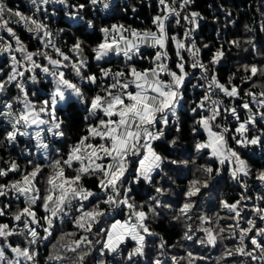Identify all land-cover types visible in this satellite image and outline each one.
<instances>
[{
    "label": "snow or ice",
    "instance_id": "6c2138e0",
    "mask_svg": "<svg viewBox=\"0 0 264 264\" xmlns=\"http://www.w3.org/2000/svg\"><path fill=\"white\" fill-rule=\"evenodd\" d=\"M154 3L149 25L135 27L105 22L127 14L120 0H29V14L0 0V149L7 153L0 156V218H7L0 264L208 259L188 242L220 247L215 264H264V165L254 171L249 163L257 149L264 156V43L237 36L212 50L197 42L206 17L192 9L194 0ZM61 12L71 44L65 28L52 27ZM232 49L251 59L222 78ZM69 108L82 113L74 140L71 118L61 115ZM185 114L193 137L187 157L174 155L179 136L167 139ZM163 141L168 154L157 150ZM225 171L238 197L201 211ZM185 172L191 178L179 186ZM166 219L181 226L175 245L156 230Z\"/></svg>",
    "mask_w": 264,
    "mask_h": 264
},
{
    "label": "trees",
    "instance_id": "16d2710c",
    "mask_svg": "<svg viewBox=\"0 0 264 264\" xmlns=\"http://www.w3.org/2000/svg\"><path fill=\"white\" fill-rule=\"evenodd\" d=\"M77 0H70V3H76ZM122 4L129 5L127 14L117 13L115 18L112 20L105 21L106 23H114V22H123L130 23L135 27H145L150 23V16L155 14V3L148 0H120ZM5 3L8 7L17 8L19 7L21 11H24L26 14L30 13V4L25 0H5ZM151 5V7H149ZM211 5V7H209ZM131 6H135L137 8L136 14H133L131 11ZM193 10L199 11L203 16L206 17L205 20L201 21V28L196 35L197 42H206L212 45V50H214L217 43H222L225 38L231 39L237 36H247V35H255L256 43L262 44L264 43V31H261L262 25H264V0H194ZM231 11V17H226V12ZM91 17V13H89ZM63 19V13L59 19L52 23V27H63L67 31V25L65 23H60L59 21ZM231 21H235V23H231ZM100 21L97 20V23ZM245 25L254 29V33H246ZM14 29H16L17 34L21 36V38L29 45L31 49H34L36 46V41L32 40L30 34L18 25H11ZM219 33V39H218ZM6 36V33H0ZM76 35H80L79 32ZM98 38V33L93 35L90 39H88L89 44H94ZM64 40H67L69 44L73 42L72 32L67 31V34L63 37ZM227 48V45H225ZM204 59L207 60L209 56V51L204 50ZM248 56L247 53H244L242 50L237 51L236 49H232L231 52L226 53L227 59L223 61L222 67H220L219 75L222 78H226L229 71L235 70V63L240 60L242 57ZM251 59L250 56H248ZM3 63V57H0V64ZM93 70H96L93 68ZM14 91V90H13ZM66 117L71 118L72 123L69 129V135L72 136L73 140L77 138L79 134H81L82 130V113L76 114L74 109L69 108L67 111L61 113ZM180 125L181 131L179 133L176 132L175 127L171 129L167 133V139H172L174 137L179 136L178 145L176 146L175 153L183 154L187 157L189 154H192V144L193 137L190 132L191 120L188 116L182 115L180 117ZM160 147L157 149L158 151L164 152L168 154V151H171L169 145L166 141L157 142ZM256 155L251 156V153H245V150L241 149L242 155L251 156L249 163L252 165L253 170L264 165V156L259 153V150H255ZM12 155L15 157L17 155L16 152H13ZM0 156H4L7 158V153H5L2 149H0ZM211 162V161H210ZM191 178V174L185 172L181 175L177 181L179 186H183L187 183V179ZM219 182H214L213 187L210 192L202 198L203 208L201 211H207L209 214L214 213L218 210V201L220 198H226L228 200H232L238 197L241 189L238 185L232 181L225 171L223 173V179H219ZM89 186L91 182H89ZM174 188H177V185H173ZM179 188H177V191ZM255 195V193H251ZM170 199H176V197L169 196ZM0 222H7V218H0ZM156 230L164 236V238L170 243L175 245L177 240L179 239V234L182 231L181 226L170 219H166L160 224L156 225ZM198 235H201L198 233ZM191 250L194 254H203L208 257V259L204 262H198V264H215L216 257L220 254L222 249L217 247V249H203L199 245H192L191 242H188ZM177 249H172V251H176ZM181 254H184L181 252Z\"/></svg>",
    "mask_w": 264,
    "mask_h": 264
},
{
    "label": "built area",
    "instance_id": "2783aa9c",
    "mask_svg": "<svg viewBox=\"0 0 264 264\" xmlns=\"http://www.w3.org/2000/svg\"><path fill=\"white\" fill-rule=\"evenodd\" d=\"M148 1L154 2V0H148ZM192 7H193V5H192Z\"/></svg>",
    "mask_w": 264,
    "mask_h": 264
},
{
    "label": "rangeland",
    "instance_id": "374dc122",
    "mask_svg": "<svg viewBox=\"0 0 264 264\" xmlns=\"http://www.w3.org/2000/svg\"><path fill=\"white\" fill-rule=\"evenodd\" d=\"M25 1L29 3V0H25Z\"/></svg>",
    "mask_w": 264,
    "mask_h": 264
}]
</instances>
